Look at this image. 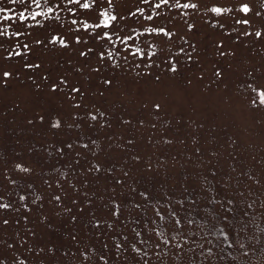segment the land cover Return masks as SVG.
<instances>
[{
    "label": "snow or ice",
    "instance_id": "obj_1",
    "mask_svg": "<svg viewBox=\"0 0 264 264\" xmlns=\"http://www.w3.org/2000/svg\"><path fill=\"white\" fill-rule=\"evenodd\" d=\"M8 96L0 264H264V0H0Z\"/></svg>",
    "mask_w": 264,
    "mask_h": 264
},
{
    "label": "rangeland",
    "instance_id": "obj_2",
    "mask_svg": "<svg viewBox=\"0 0 264 264\" xmlns=\"http://www.w3.org/2000/svg\"><path fill=\"white\" fill-rule=\"evenodd\" d=\"M14 97L8 96L2 103H0V132H2V151L0 155L7 156L13 151H22L37 136L35 130L28 129L23 125V113L17 112L16 109L12 108V102ZM5 106L7 111H5ZM115 108L124 110L119 102L115 103ZM11 113V114H9ZM195 115V113L193 114ZM15 116V119H14ZM159 126V125H158ZM11 129V131H10ZM21 139V144L16 145L15 140ZM178 147H182L179 146ZM172 156H175V150H169ZM191 167V165H189ZM257 264V262H253Z\"/></svg>",
    "mask_w": 264,
    "mask_h": 264
},
{
    "label": "trees",
    "instance_id": "obj_3",
    "mask_svg": "<svg viewBox=\"0 0 264 264\" xmlns=\"http://www.w3.org/2000/svg\"><path fill=\"white\" fill-rule=\"evenodd\" d=\"M262 226H264V225H262Z\"/></svg>",
    "mask_w": 264,
    "mask_h": 264
}]
</instances>
